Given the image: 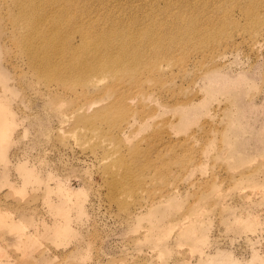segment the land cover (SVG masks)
<instances>
[{"label":"rangeland","instance_id":"obj_1","mask_svg":"<svg viewBox=\"0 0 264 264\" xmlns=\"http://www.w3.org/2000/svg\"><path fill=\"white\" fill-rule=\"evenodd\" d=\"M237 1L247 2H145L144 11L172 14L155 18L165 33L193 5L196 27L178 49L147 52V68L160 65L144 87L155 96L128 113L135 130L118 138L111 122L63 118L69 101L54 112L61 91L33 71L13 4L0 0V113L10 118L0 138V264H264V0L250 22ZM116 4L86 0L85 9ZM217 7L231 14L209 40ZM210 81L236 92L208 97ZM186 102L206 105L181 132L174 110Z\"/></svg>","mask_w":264,"mask_h":264},{"label":"bare ground","instance_id":"obj_2","mask_svg":"<svg viewBox=\"0 0 264 264\" xmlns=\"http://www.w3.org/2000/svg\"><path fill=\"white\" fill-rule=\"evenodd\" d=\"M114 1L121 9H105L104 12H99L101 14L91 16L93 13L85 9L86 0H11L13 8L10 7V21L17 24V29L13 30L14 37L16 36L21 50L28 57L33 71L53 82L47 85L48 88L54 87L61 91L50 97L54 101V112L60 113L56 108L60 107L59 102L69 101L72 106L69 112L64 113L63 118L68 121L75 118L76 122L91 124L111 122L117 131L112 136L119 138L127 137L135 130L134 123L126 119L128 113L133 116L137 108L148 104L155 96L151 91L146 93L144 87L151 74L156 70L160 71V65L157 63L147 68V52L158 56L168 47L176 46L178 49L180 42L187 43L193 29L190 22L196 27V15L193 5L191 9H187L189 11L175 16L165 33L167 28L161 26L155 18L161 16L167 20L172 18V14L169 11L158 13L156 8L149 7L144 11L145 2L152 0ZM175 1L170 0L172 3ZM236 4L241 6L249 22L254 20L258 5H263L257 0H247L244 4L237 1ZM186 6L179 4L180 9ZM216 9L222 13L216 20L229 19L230 12L227 16L228 11L225 10L224 13L222 8ZM206 19L211 24L205 30L210 40L213 38L212 29L219 32L222 21L216 24L209 17ZM228 24L232 26L230 22ZM254 26L256 25L252 24L249 28ZM202 56L207 54L203 53ZM210 72L211 70L204 72L205 78ZM1 75L0 70V80ZM213 82L207 84L208 97L219 90L227 94L236 92L233 85L223 84L216 88ZM78 84L83 87L77 89ZM4 88L8 90L6 86ZM48 88L47 91L54 92V89ZM90 93H109L112 96L108 104L110 106L101 107L99 100L89 97ZM205 105L186 102L176 106L174 111L178 122L175 128L181 132L187 130V125L196 121L203 113ZM1 106L7 105L0 101ZM8 114L7 109L0 113V138L10 121ZM140 123L142 122L138 123V128ZM220 135L225 137L226 132H220ZM128 172L125 179L133 176L132 172Z\"/></svg>","mask_w":264,"mask_h":264}]
</instances>
